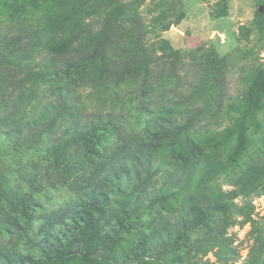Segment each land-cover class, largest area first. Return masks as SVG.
I'll list each match as a JSON object with an SVG mask.
<instances>
[{
  "label": "rangeland",
  "instance_id": "rangeland-1",
  "mask_svg": "<svg viewBox=\"0 0 264 264\" xmlns=\"http://www.w3.org/2000/svg\"><path fill=\"white\" fill-rule=\"evenodd\" d=\"M131 2L114 0L110 5L129 7ZM52 4L53 0H0V61L7 52L15 53V39H21L22 45L33 41V27H24L44 22L42 16ZM134 6L135 17L123 11L118 20L124 27H135L137 21L139 29L143 25L138 37L148 50L143 59L148 69L136 62V40L115 35L87 71L78 69L65 76L66 68L58 60L51 62L46 49L25 55L19 75L7 82L0 78V107L12 106L19 95L16 81H22L24 111L28 116L38 102L45 120L33 131L50 128L40 132L41 144L51 141L49 135L58 139L47 156L79 168L65 179L64 172L50 173L53 168L37 173L40 162L30 159L33 151L21 159L28 170L18 173L15 160L20 156L9 140L16 135L11 117L5 125L0 123V153L11 151L7 158L0 157V246L32 256L37 243L42 245L60 231L57 224L51 227L55 212L71 210L76 222H66L69 239L64 241L74 259L65 264H124L121 257L116 261L113 256L126 254L133 243L138 257L145 253L140 251L145 241L148 257L131 264H177L174 254L180 245L181 251L188 250L203 230L216 231L225 220L216 214L200 224L206 213L196 212L195 223L194 186L183 180L177 186L171 182L165 205L156 206L158 191L166 182L163 172L175 168L182 155L188 161L192 140L201 138L202 150L221 155L232 169L213 184L217 191L236 193L235 204L250 202L253 218L264 229L262 187L249 197L240 193L244 174L264 182V0H141ZM4 68L10 70L5 77L15 72L6 60ZM0 74H4L1 68ZM254 90L262 94L260 109L254 107L250 116L234 112ZM2 117L0 113L1 122ZM257 154L260 167L250 168ZM210 190L211 186L206 191ZM231 217L242 220L235 213ZM164 226L170 238L156 241L155 234ZM250 230L249 223L228 228L227 236L238 252L231 264L246 259L252 244ZM180 235L178 244L174 237ZM97 250L100 256L94 257ZM157 251L166 259L156 260ZM213 252L203 260L214 262ZM25 264H42V260L29 259Z\"/></svg>",
  "mask_w": 264,
  "mask_h": 264
},
{
  "label": "trees",
  "instance_id": "trees-1",
  "mask_svg": "<svg viewBox=\"0 0 264 264\" xmlns=\"http://www.w3.org/2000/svg\"><path fill=\"white\" fill-rule=\"evenodd\" d=\"M113 1L114 0H53L49 12L45 10L42 16V18L45 19L44 22L41 21V24L37 22L36 26L30 24L24 27V30L33 27V41L22 45L21 39L14 40L13 45L16 47L15 53L10 54L7 52L5 58H3L4 61H0V68L4 71V74H0V78L3 82H7L15 75H19V72L23 70V58L25 55L31 57L32 55L43 53V50L46 49V53L52 55L51 62L54 61L55 63L58 60L60 65L66 68L65 76L69 77L71 73H76L78 69L87 71L100 60L99 54H104V45L106 42L117 35L124 40H131L132 42L136 40V44H133V46H135L136 62L142 69H148L147 61H143V59L147 58L149 55L148 50L143 49L138 37L139 35L142 36L139 31L143 28V25L140 23L139 29L140 21H137L135 27H131V25L124 27V22L121 23L118 20V17L121 15L120 13L123 11H130L132 13L131 15L135 17L137 6H134V4L141 0H133V2L129 4V7H127V4H122L118 8L110 5V2ZM116 1L118 2L119 0ZM48 14L51 16L49 17ZM50 18H54V21ZM96 20L98 21L97 23L94 22ZM118 21L120 24H118ZM55 46L58 48L52 49ZM125 46L119 51H123ZM104 59L106 60V58ZM5 60L6 62H10L11 67L15 69L13 75L7 77H5V74H8L10 70L4 68ZM34 81H36V76L34 77ZM12 85L15 88L18 85L17 89H19V95L10 108L4 103L1 105L0 113H3V117L0 123L5 125L6 122L4 121L11 117V123L14 125L16 135L9 140L13 144V150L20 156V160H15L16 171L19 173L22 168H24L21 165L23 156L35 151L36 153H34L30 159L38 158L37 160L40 162V165L35 167L37 173H39L42 168L47 170L53 168L50 173L54 170H59L58 172L60 173L64 172V174H66L63 177L64 179L69 177L67 174L72 175L77 173L79 171L77 166L68 168V165L58 160V157L52 161L50 156H47V154L54 151L58 139L52 140L53 136L49 135V140L51 141H45L46 145L41 144L40 132L45 130L48 131L50 128L44 126V130L42 131H33V129L36 130L37 124L42 121L45 122L42 115L38 112L40 104L38 102L33 104L32 112L27 116L23 109L24 100H22L24 99V83L17 80L16 86L14 84ZM261 100L262 94L260 95L258 90H254L248 99H241L240 103L234 107V112L242 113L243 116H250V114H253L252 110L254 107H257L255 111L260 109L259 105L261 104ZM200 113H202V111ZM29 128L32 130L26 132V129ZM233 131L234 129L228 130L227 132L229 134ZM201 140L202 138L198 141L192 140L193 150L188 161H186L187 158L182 155L179 158L180 161L175 162V168L163 172V177L166 179V182L158 191L161 193V196L158 200L156 199V203L158 202L156 206L161 205V207H163V205H165L166 199H168L166 193L170 190L168 185H170L171 182H174L177 186L183 180L184 183H192L194 186L193 200L195 205L193 207L192 217L195 223L198 220L197 217L195 218L194 213L196 212L199 213V216H202L204 212L206 213L205 217H200V221H202L200 224L211 221L216 214H222L225 220L220 228H216V231H212L208 228L207 230H203V233L198 235L196 239L192 241L191 245L187 247L188 250L184 252L181 251V249L183 250L184 248L180 245L176 249L177 252L174 254V261L177 262V264H183L184 261V264H231L236 262L238 259V252L232 246L233 238L227 236V230L235 223L240 225L249 223L251 229L249 236L251 237L252 244L242 264H264V229L260 226V223L253 218L254 209L252 204L247 201L242 202L240 205L235 204L232 199L236 197V193L217 191V186L213 184L218 181L221 175L230 174L232 169L229 170L227 162L224 163L221 161V155L211 154L207 150H202L204 144ZM79 145L81 144H76V146ZM8 153H11V151L7 152L6 150L5 152H1L0 157L7 158L9 156ZM184 154L187 156L185 152ZM260 156L261 155L258 156L257 154V158L250 161V168L256 169L260 167ZM24 169L25 171L28 170L27 167ZM244 175L241 176L242 188L240 190L244 198L249 197L252 193H256L257 189L260 187H262L264 191V182H261L259 177L256 178V176H253V178H250L248 175ZM38 180H41V178L33 180L31 185L34 186ZM209 186H211L212 190L207 192L206 190ZM205 209L207 210L205 211ZM232 213L241 216L242 220L236 221L232 219ZM53 218L54 222L51 227H55L57 224L56 228L60 231H55L49 240L42 242L45 245L37 243L36 250L32 251V256L25 257L20 255L19 251L8 250L4 245H1L0 264H25V261L29 259L35 262L37 258L42 260V264H65L67 261H72L74 259L72 257L73 254H71L72 251L70 248H66L69 245L65 246L64 240L69 239L66 222H76L74 212H71V210L60 211L58 214L55 212ZM48 224L50 225L49 222ZM165 227L166 226L155 234L156 241L162 242L166 238H170ZM153 236L154 235H152V237ZM144 238L141 240L143 241ZM174 239L180 244L182 235L175 236ZM146 244L145 241L143 244L144 250H140L145 253L140 254L138 257L135 256L138 252L137 250L134 251L133 243H131L125 251L126 254H115L113 258L116 259V261H120L121 257L124 260V264H131L135 261H139V259H146V257H148ZM211 251H214L215 261L209 262L208 260H203L205 255ZM86 254L92 255V252H86ZM93 254L94 257L100 256L98 250L93 252ZM88 255H84L83 257L88 258ZM156 255L160 257L156 258L158 261L166 259L164 253L162 254L160 251H157Z\"/></svg>",
  "mask_w": 264,
  "mask_h": 264
}]
</instances>
